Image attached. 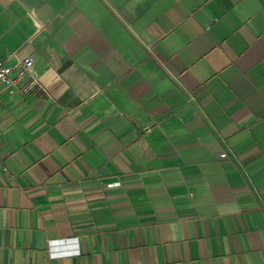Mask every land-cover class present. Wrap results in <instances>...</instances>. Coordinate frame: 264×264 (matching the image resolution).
<instances>
[{
	"label": "crops",
	"instance_id": "crops-1",
	"mask_svg": "<svg viewBox=\"0 0 264 264\" xmlns=\"http://www.w3.org/2000/svg\"><path fill=\"white\" fill-rule=\"evenodd\" d=\"M29 57L0 264H264V0H0Z\"/></svg>",
	"mask_w": 264,
	"mask_h": 264
},
{
	"label": "built area",
	"instance_id": "built-area-1",
	"mask_svg": "<svg viewBox=\"0 0 264 264\" xmlns=\"http://www.w3.org/2000/svg\"><path fill=\"white\" fill-rule=\"evenodd\" d=\"M10 58V57H9ZM9 59H0V83L6 85L9 89V93L14 95L20 90L19 83L21 78L28 72L33 77L36 76L33 71L34 62L31 57L23 60H18L15 65L8 64ZM16 73V74H15ZM0 136H1V124H0ZM228 156L227 153H222V157ZM1 166V162H0ZM3 168L7 169L3 166Z\"/></svg>",
	"mask_w": 264,
	"mask_h": 264
}]
</instances>
